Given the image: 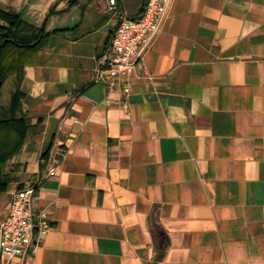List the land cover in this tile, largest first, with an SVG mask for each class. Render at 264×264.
Masks as SVG:
<instances>
[{
	"label": "crops",
	"instance_id": "1",
	"mask_svg": "<svg viewBox=\"0 0 264 264\" xmlns=\"http://www.w3.org/2000/svg\"><path fill=\"white\" fill-rule=\"evenodd\" d=\"M116 2L0 0V46L48 35L0 89V228L29 187L51 226L12 264H264V0H174L130 91L98 68L148 0Z\"/></svg>",
	"mask_w": 264,
	"mask_h": 264
},
{
	"label": "built area",
	"instance_id": "2",
	"mask_svg": "<svg viewBox=\"0 0 264 264\" xmlns=\"http://www.w3.org/2000/svg\"><path fill=\"white\" fill-rule=\"evenodd\" d=\"M174 0H148L141 19L126 18L118 27L110 52L100 58L99 78L112 91L125 86L131 90L134 73L143 66L145 55L161 34ZM116 7V0H110ZM128 111V106H126ZM52 168L50 176L57 175ZM35 187L14 193L10 209L0 228L2 264L24 258L31 247L50 231L48 214L34 205Z\"/></svg>",
	"mask_w": 264,
	"mask_h": 264
},
{
	"label": "trees",
	"instance_id": "3",
	"mask_svg": "<svg viewBox=\"0 0 264 264\" xmlns=\"http://www.w3.org/2000/svg\"><path fill=\"white\" fill-rule=\"evenodd\" d=\"M6 21L9 22V28L1 29V46H0V88L5 82L8 74L12 72V69L5 70V62L9 57V54L13 48L23 49L31 48L32 44L38 43L36 48H39L44 44V41L48 35L43 31L35 38L34 41L29 43H24L18 41L14 36V29L20 25L21 18L18 15L6 14L3 16ZM6 127V123L0 122V129ZM9 155L5 157L0 156V163L5 162L9 159Z\"/></svg>",
	"mask_w": 264,
	"mask_h": 264
},
{
	"label": "water",
	"instance_id": "4",
	"mask_svg": "<svg viewBox=\"0 0 264 264\" xmlns=\"http://www.w3.org/2000/svg\"><path fill=\"white\" fill-rule=\"evenodd\" d=\"M38 45V43H35L33 45H31L32 47H36ZM1 89V88H0Z\"/></svg>",
	"mask_w": 264,
	"mask_h": 264
}]
</instances>
